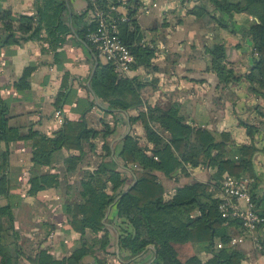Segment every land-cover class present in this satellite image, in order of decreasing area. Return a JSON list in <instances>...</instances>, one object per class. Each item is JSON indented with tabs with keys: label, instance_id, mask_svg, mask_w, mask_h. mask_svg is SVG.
Listing matches in <instances>:
<instances>
[{
	"label": "trees",
	"instance_id": "16d2710c",
	"mask_svg": "<svg viewBox=\"0 0 264 264\" xmlns=\"http://www.w3.org/2000/svg\"><path fill=\"white\" fill-rule=\"evenodd\" d=\"M132 1H125L128 13L120 18L119 12L109 8L120 4V0H87L83 11L71 15L72 23L78 26L76 32L85 46L92 48L85 34L94 28L95 23L92 19L84 20L83 16H86L87 7L90 9L96 4L116 21L117 34L133 57L129 67L135 64L147 66L150 65L152 49L140 41L142 34L132 16ZM33 8L34 12L30 14H13L6 8L0 9V46L17 43L23 38L36 39L41 49H51L56 59L58 52L55 48L69 32V26L62 20L66 4L64 0H33ZM233 12H243L253 18L243 29V34L248 36L255 55L243 76L252 93L261 99V104L253 107L260 118L245 127L249 136L258 129L264 134V0H201L192 9L196 18L206 13L219 26L231 25ZM205 50L208 53L207 67L216 74L219 82L238 79L231 66L224 63L222 42H212ZM92 51L95 54L93 48ZM27 74L25 67L14 82L15 88L28 86ZM89 86L104 103L103 113L134 108L136 112L129 116V121L139 123L143 134L139 139L129 131L125 133L115 159L104 140L111 132L108 123L96 129L84 116L63 117L61 126L51 135L38 130L28 132L26 137L30 140L32 165L48 164L61 148L76 150L60 156L64 171L61 176L56 171H31L27 191L33 194L46 187L61 188L60 209L65 222L79 234L77 244L67 255L60 257L53 256L46 246L38 245L32 263L79 264L84 255L104 250L108 244L105 222L109 221L117 228L118 252L123 257L135 255L152 244L153 264H239L244 250L240 244H228L230 234L236 230L226 225L216 210L218 180L222 172L235 177L252 174V155L256 147L233 142L228 131L213 132L188 124L178 106L162 108L149 103L143 106L139 95L140 82L118 74L109 61L96 62ZM66 88L61 83L53 102L56 108L61 106ZM7 108V100L0 96V143L20 137L19 131L6 123ZM97 135L102 137L98 160L91 167H79L84 155L93 150L92 140ZM6 154L7 149L0 148V194L5 193L8 183V175L3 170L7 164ZM197 164L214 167L207 181L189 179L169 191L154 173V170L160 171L167 177L186 174L187 166ZM77 167L76 178L63 183L62 187L60 184L66 173ZM257 190L254 182L249 183L255 209L264 215V189ZM111 208L115 209L112 220L108 219ZM7 213L8 206H0V215H4L0 219V264H18L16 255L12 258L2 242L3 231L11 226V215ZM262 226L264 228V221ZM260 241L263 245L259 251L262 252L264 229ZM191 242L204 243L209 256L202 259L194 252H187L184 246ZM217 242H220L218 247Z\"/></svg>",
	"mask_w": 264,
	"mask_h": 264
},
{
	"label": "crops",
	"instance_id": "0c3cea01",
	"mask_svg": "<svg viewBox=\"0 0 264 264\" xmlns=\"http://www.w3.org/2000/svg\"><path fill=\"white\" fill-rule=\"evenodd\" d=\"M136 1L133 0L130 7L141 38L152 49L150 65L135 64L124 75L140 82L139 95L143 106L144 103L162 108L178 106L188 124L213 132L228 131L233 142L255 146L252 174L245 176L251 179V184L255 183L256 189H264V134L258 129L249 136L245 127L260 118L253 107L260 105L261 99L252 93L243 76L255 55L248 36L243 34V29L253 18L243 12H233L232 24L219 26L206 13L200 18L193 15V6L201 0H150L155 5L147 13L138 9ZM64 2L66 9L62 20L69 26V32L55 48L58 52L56 59L53 51L41 49L36 39L23 38L17 43L0 46V96L7 100L6 123L20 133V137L0 143L1 149H7V164L3 170L8 175L7 189L0 194V206L7 205V214L11 215V226L3 231L2 242L12 258L16 255L18 264H33L32 256L38 245L46 246L53 256L67 255L79 238L78 232L67 226L60 209L61 188L46 187L33 194L27 191V178L31 171H56L61 176L64 171L60 156L76 150L61 148L48 164L32 165L30 140L26 137L28 132L38 130L51 135L61 126L63 117L75 119L84 116L96 129L108 123L111 132L105 135L104 140L115 159L125 133L129 131L139 139L143 134L139 123L129 121V116L136 112L134 108L115 109L111 113L101 110L104 103L92 93L89 78L96 62L105 60L85 46L76 32L78 26L72 23L71 18L72 14L85 9L87 0ZM2 8L13 14L34 12L33 0H0ZM88 8L86 16H83L86 21L90 20ZM208 8H211L209 4ZM115 10L123 16L128 13L126 4H118ZM212 12L218 14L215 10ZM216 41L223 43L224 63L231 66L238 79L219 82L216 74L207 67L205 47ZM25 67L28 69V86L17 89L14 82ZM61 83L67 87L66 94L61 106L56 108L53 102ZM56 109L59 110L58 116L54 114ZM261 127L262 124L259 125ZM98 135L92 140L93 150L84 155L79 167H91L98 160L102 143V137ZM213 170L214 167L197 164L187 166L186 174L176 173L167 177L160 171L154 170V173L169 191L189 179L207 181ZM77 173L79 168L66 173L60 185L63 187V183L72 182ZM114 215L115 209L111 208L108 219L112 220ZM3 217L0 215V219ZM105 223L108 244L104 250L84 255L79 264H153L152 244L135 255H119L117 228L109 221ZM229 227L236 230L234 226ZM240 247L244 250V257L239 264H264V251L252 249L248 242L240 244ZM184 249L202 259L209 256L201 242H191Z\"/></svg>",
	"mask_w": 264,
	"mask_h": 264
},
{
	"label": "built area",
	"instance_id": "2783aa9c",
	"mask_svg": "<svg viewBox=\"0 0 264 264\" xmlns=\"http://www.w3.org/2000/svg\"><path fill=\"white\" fill-rule=\"evenodd\" d=\"M120 1L121 4L125 3L123 0ZM136 4L139 10L147 13L155 2L137 0ZM109 8L115 10L116 6L110 5ZM88 13L90 20H94L95 24L94 28L85 34L86 39L91 43L97 55L112 63L118 74L124 75L133 57L117 34L116 21L96 4H92ZM120 18L124 16L121 15ZM140 41L147 45L144 39L141 38ZM54 114L58 116L59 110L56 109ZM250 180L245 175L235 177L222 172L218 180L219 199L216 203V210L226 225L236 228V231L230 234L228 244L248 242L252 249L259 250L263 245L260 237L264 229L262 226L264 215L255 209L249 192ZM216 246H220V242H217Z\"/></svg>",
	"mask_w": 264,
	"mask_h": 264
},
{
	"label": "rangeland",
	"instance_id": "374dc122",
	"mask_svg": "<svg viewBox=\"0 0 264 264\" xmlns=\"http://www.w3.org/2000/svg\"><path fill=\"white\" fill-rule=\"evenodd\" d=\"M99 58H100V59H103V57H102V56H100V55H99ZM185 247H186V246H185Z\"/></svg>",
	"mask_w": 264,
	"mask_h": 264
},
{
	"label": "water",
	"instance_id": "95a60500",
	"mask_svg": "<svg viewBox=\"0 0 264 264\" xmlns=\"http://www.w3.org/2000/svg\"><path fill=\"white\" fill-rule=\"evenodd\" d=\"M93 70V69H92ZM92 72V71H91ZM108 209V208H107Z\"/></svg>",
	"mask_w": 264,
	"mask_h": 264
}]
</instances>
